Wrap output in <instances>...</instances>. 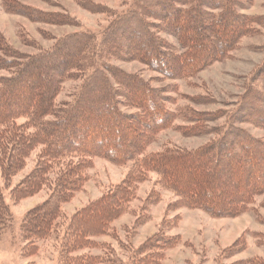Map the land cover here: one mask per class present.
<instances>
[{"label":"trees","instance_id":"16d2710c","mask_svg":"<svg viewBox=\"0 0 264 264\" xmlns=\"http://www.w3.org/2000/svg\"><path fill=\"white\" fill-rule=\"evenodd\" d=\"M1 1L7 12L34 22L78 25L68 12ZM76 1L90 12L112 17L100 35L68 33L50 49L26 54L0 31V70L9 72L0 75L1 178L10 186L31 153L42 147L36 166L12 188L11 196L21 200L52 185L49 197L30 209L20 225L24 254L35 253L36 240L48 238L60 227L62 204L83 188L95 157L133 166L120 184L65 217L61 264L102 263L100 255L78 252L98 247L95 238L112 233L113 222L136 199L138 185L151 172L158 174L159 185L178 197L170 209L200 208L216 217H235L248 210L255 197L264 194V139L240 124L264 129V62L230 112L188 109L182 113L169 108L174 98L166 87H155L112 60L139 61L162 79L195 77L214 62L229 58L240 40L255 32L253 24L264 22L263 17L241 12L251 0H135L119 14L93 0ZM160 32L174 36L181 50ZM25 40L35 45L32 39ZM83 76L74 99L58 104L62 84ZM199 98L192 97L193 101ZM221 117H227L223 125H209ZM19 118L25 121L18 124ZM179 118L187 122L174 126L182 135L215 137L196 149L170 146L144 154L158 134ZM156 197L153 191L147 200ZM145 221L139 216L135 223ZM11 223L0 186V233ZM179 241L178 235L161 231L133 251L131 264H158ZM244 248L245 239L240 238L221 256L231 257ZM247 264H264V258H251Z\"/></svg>","mask_w":264,"mask_h":264},{"label":"rangeland","instance_id":"374dc122","mask_svg":"<svg viewBox=\"0 0 264 264\" xmlns=\"http://www.w3.org/2000/svg\"><path fill=\"white\" fill-rule=\"evenodd\" d=\"M18 1L47 12H68L78 24L54 25L34 22L20 14L7 12L0 0V31L14 48L26 54L50 49L60 37L68 33L84 31L100 35L112 20L108 14L93 13L82 8L76 0ZM93 1L106 5L119 14L128 10L135 0ZM241 12L264 19V0H251ZM253 27L255 32L243 37L229 58L214 62L195 77L162 79V76L139 61L112 60V63L128 73L140 74L155 87H166L169 95L174 98L168 106L175 112L184 113L188 109L230 112L236 108L240 97L246 92L254 71L264 62V22L254 23ZM159 34L181 50L174 36L166 32ZM25 38L34 40L35 45L25 42ZM0 75H9V72L0 70ZM83 80L84 76L66 80L56 102L62 105L66 101H72ZM196 96L202 98L193 101L192 97ZM226 120L227 117H221L209 125L220 126ZM24 121V118L17 120L18 124ZM183 124L187 122L179 118L171 128L160 132L144 154L170 146L196 149L215 137L213 134L184 136L174 127ZM240 126L254 136L264 139V129L248 123ZM41 148L38 147L31 153L25 168L12 178L10 186L4 183L0 173V186L12 216L10 226L0 233V264H61L65 217H70L120 184L133 166L132 162L119 165L104 157H95L86 171L88 179L83 188L76 192L70 201L62 204L63 218L59 220L60 227L48 238L36 240L37 251L25 255L22 250L24 240L20 225L30 209L49 197L52 185L48 184L38 193L17 201L12 198L11 190L36 166ZM55 178L54 170L50 180L53 182ZM158 180V174L151 172L148 180L138 185L136 199L131 202L126 212L113 222L112 233L96 237L98 247L84 249L78 253L100 255L101 264H131L133 251L162 231L168 236L178 235L180 241L165 251L164 258L158 264H247V260L251 258H264V194L256 196L249 209L238 216L216 217L200 208L170 209L169 205L175 203L178 197L172 190L159 185ZM153 191L157 193V197L156 201L151 202L147 199ZM226 195L225 193L224 196ZM139 216L146 221L136 225ZM164 220L171 222L163 224ZM172 222H176L175 226H172ZM240 238L245 239V248L241 252L227 258L221 256L224 249L231 247Z\"/></svg>","mask_w":264,"mask_h":264}]
</instances>
